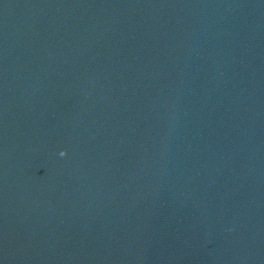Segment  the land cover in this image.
<instances>
[{
	"label": "water",
	"instance_id": "water-1",
	"mask_svg": "<svg viewBox=\"0 0 264 264\" xmlns=\"http://www.w3.org/2000/svg\"><path fill=\"white\" fill-rule=\"evenodd\" d=\"M0 264H264V0H0Z\"/></svg>",
	"mask_w": 264,
	"mask_h": 264
}]
</instances>
